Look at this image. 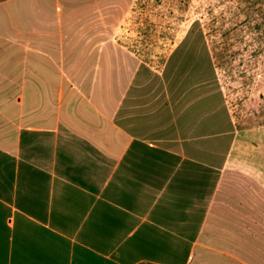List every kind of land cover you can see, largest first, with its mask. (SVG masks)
<instances>
[{
    "label": "crops",
    "instance_id": "1",
    "mask_svg": "<svg viewBox=\"0 0 264 264\" xmlns=\"http://www.w3.org/2000/svg\"><path fill=\"white\" fill-rule=\"evenodd\" d=\"M12 1L0 0V264H250L230 257L244 200L223 177L264 191V126L233 114L211 55L165 91L137 65L100 104L98 87L85 97L4 37Z\"/></svg>",
    "mask_w": 264,
    "mask_h": 264
},
{
    "label": "rangeland",
    "instance_id": "2",
    "mask_svg": "<svg viewBox=\"0 0 264 264\" xmlns=\"http://www.w3.org/2000/svg\"><path fill=\"white\" fill-rule=\"evenodd\" d=\"M4 8V37L47 54L35 63L67 71L85 97L98 87L100 104L118 101L137 65L165 91L173 70L189 73L194 56L206 53L212 85L233 114L243 112L248 128L264 126V0H14ZM223 180L231 201L235 191L244 200L236 243L243 251L230 257L264 264V191L240 175ZM233 243L224 242L229 250Z\"/></svg>",
    "mask_w": 264,
    "mask_h": 264
},
{
    "label": "trees",
    "instance_id": "3",
    "mask_svg": "<svg viewBox=\"0 0 264 264\" xmlns=\"http://www.w3.org/2000/svg\"><path fill=\"white\" fill-rule=\"evenodd\" d=\"M203 242H204V235L202 233L201 236L198 238V243L202 244Z\"/></svg>",
    "mask_w": 264,
    "mask_h": 264
}]
</instances>
